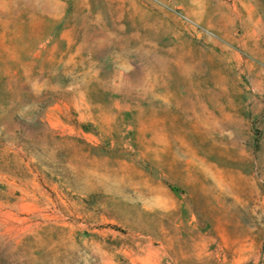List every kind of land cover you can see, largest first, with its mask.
I'll return each mask as SVG.
<instances>
[{"label":"rangeland","instance_id":"rangeland-1","mask_svg":"<svg viewBox=\"0 0 264 264\" xmlns=\"http://www.w3.org/2000/svg\"><path fill=\"white\" fill-rule=\"evenodd\" d=\"M0 264H264V0H0Z\"/></svg>","mask_w":264,"mask_h":264}]
</instances>
